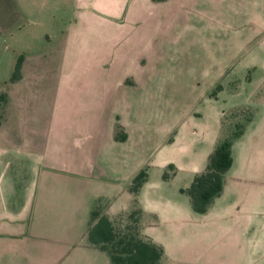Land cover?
Here are the masks:
<instances>
[{"label":"crops","instance_id":"crops-1","mask_svg":"<svg viewBox=\"0 0 264 264\" xmlns=\"http://www.w3.org/2000/svg\"><path fill=\"white\" fill-rule=\"evenodd\" d=\"M75 12L50 77L49 125L37 112L15 124L0 120V264H112L87 236L97 201H105L100 210L113 222L139 211L140 233L163 248L158 264L187 263L194 250L184 235L190 227L229 222L240 242L256 243L237 246L231 264H251L264 243V210L228 198L238 186L264 181V99L255 104L261 118L233 140L223 191L204 214L192 209L181 188L205 170L209 154L227 138L223 112L212 104L206 122L204 115L184 116L142 159L133 116L140 94L154 97L156 70L164 64L162 36L182 34L196 17L221 15L244 18L264 48V0H76ZM88 20L94 27L81 29ZM39 62L22 57L10 96L19 91L23 98L32 91L22 93L23 85L40 83L28 70ZM248 102L229 107L240 110ZM118 129L124 140L116 138ZM171 164L175 173L166 180ZM144 168L147 180L134 194L129 186ZM179 178L183 182L175 184ZM208 256L201 264H215Z\"/></svg>","mask_w":264,"mask_h":264},{"label":"rangeland","instance_id":"rangeland-1","mask_svg":"<svg viewBox=\"0 0 264 264\" xmlns=\"http://www.w3.org/2000/svg\"><path fill=\"white\" fill-rule=\"evenodd\" d=\"M75 11L76 0H0V98L4 97L0 99V120L6 116L8 123L15 124L19 119H30L37 112L42 124L49 125L50 77L60 66V36L76 23ZM214 17L208 20L196 17L189 21L182 34L172 31L161 37L165 41L162 47L164 64L156 70L154 97L140 94V101L134 109L141 159L155 144H163L166 139L163 130L176 126L184 116L204 115L203 121L206 122L212 104L223 112L222 120L229 128L225 137L236 131L243 133L253 119L261 118L257 116L255 104L260 105L264 99L262 38L250 35L244 18ZM84 27L89 29L94 25L88 20L81 29ZM24 56L33 63L34 59L40 60L28 70L42 80L22 86V93L32 90L27 96L24 94L25 97L20 98L19 91L10 96L15 66ZM245 102L248 103L240 110L233 111L235 107H229L232 103L240 106ZM21 111L23 115L20 116ZM119 133L124 130L118 129L116 135ZM260 168V175L264 176V161ZM165 172L168 173L167 180L175 173V167L168 166ZM261 180L238 186L228 201L241 198L243 203L253 205V208L261 206L264 210V181ZM181 182L183 179L179 178L175 184ZM169 186L175 188L173 184ZM104 202L97 201L95 206L104 208ZM260 217L264 221V212ZM128 223L124 216L122 226ZM233 224L190 227L184 235L194 250L186 264H201L205 260L202 258L204 254H209L206 259L209 263L231 264L235 261L233 257L238 256H234L237 246L256 245L253 239L240 242ZM251 264H264V243L258 254L253 255Z\"/></svg>","mask_w":264,"mask_h":264},{"label":"trees","instance_id":"trees-1","mask_svg":"<svg viewBox=\"0 0 264 264\" xmlns=\"http://www.w3.org/2000/svg\"><path fill=\"white\" fill-rule=\"evenodd\" d=\"M21 58L15 66L13 81L20 78ZM3 98L1 96L0 99ZM241 133L242 131H236L219 142L209 154L205 170L196 174L188 187L181 188V192L189 197L195 212L206 213L215 198L222 193L225 173L233 163L232 142ZM116 138L124 140L126 135L119 133ZM169 168L173 169L174 166L171 164ZM147 177V169H141L131 181L129 190L137 194ZM167 177L168 173L165 172L163 178ZM138 214L137 210L129 213L126 221L130 223L122 226L124 216L113 222L100 208L93 209L87 233L90 244L107 252L112 264H158L164 253L163 248L140 233Z\"/></svg>","mask_w":264,"mask_h":264}]
</instances>
